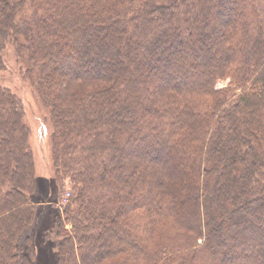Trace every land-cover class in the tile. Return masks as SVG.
I'll return each instance as SVG.
<instances>
[{"label":"trees","instance_id":"obj_1","mask_svg":"<svg viewBox=\"0 0 264 264\" xmlns=\"http://www.w3.org/2000/svg\"><path fill=\"white\" fill-rule=\"evenodd\" d=\"M9 46L68 188L55 264H264V0H0ZM30 136L0 82V264L35 261Z\"/></svg>","mask_w":264,"mask_h":264},{"label":"rangeland","instance_id":"obj_2","mask_svg":"<svg viewBox=\"0 0 264 264\" xmlns=\"http://www.w3.org/2000/svg\"><path fill=\"white\" fill-rule=\"evenodd\" d=\"M4 60L6 67L0 71V82L22 99L26 121L31 128L30 144L34 152L38 182V191L34 197L39 204L36 222L29 232L34 246V264H55L57 255L55 236L48 229H51L52 222L58 217V199L62 193L67 195L68 188L61 193L59 189H54V184L51 181L48 165V113L27 80L23 78L20 70L21 65L11 46L4 52ZM226 82L227 80L220 81L219 84L222 86Z\"/></svg>","mask_w":264,"mask_h":264}]
</instances>
